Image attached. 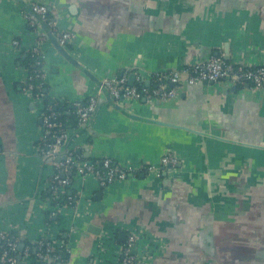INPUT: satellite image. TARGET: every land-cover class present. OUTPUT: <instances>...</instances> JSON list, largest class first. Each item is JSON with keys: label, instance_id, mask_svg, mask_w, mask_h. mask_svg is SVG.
<instances>
[{"label": "crops", "instance_id": "obj_1", "mask_svg": "<svg viewBox=\"0 0 264 264\" xmlns=\"http://www.w3.org/2000/svg\"><path fill=\"white\" fill-rule=\"evenodd\" d=\"M23 1L49 7L72 36L68 51L91 73L43 44L46 97L68 113L76 101L100 103L90 133L78 132L68 149L122 166L155 164L160 174L103 189L91 177L77 179V210L64 208L50 222L43 190L53 162L38 151L41 112L23 91L26 71L16 62L37 36L16 1L0 0V231L27 244L63 241V264H118L129 234L136 264H264V90L228 81L187 85L182 74L174 98L113 99L116 107L97 85L125 76L152 86L153 75L210 57L264 66V0ZM167 153L178 166H160Z\"/></svg>", "mask_w": 264, "mask_h": 264}, {"label": "built area", "instance_id": "obj_2", "mask_svg": "<svg viewBox=\"0 0 264 264\" xmlns=\"http://www.w3.org/2000/svg\"><path fill=\"white\" fill-rule=\"evenodd\" d=\"M32 13L38 17L39 22L32 19L28 13L23 12L30 29L36 34L37 42L32 45L24 55H29L32 63L23 66L26 75L23 81V91L32 96L35 105L41 112V121L44 135L38 142V151L44 159H51L53 173L47 179L44 194L48 192L49 200L53 210L49 219L58 216L64 208L77 210V196L72 193L71 186L77 179L91 177L95 179L100 188H106L117 181H125L136 178L138 173H155L159 176V167L155 164H144L139 166H122L113 162L110 158L102 160L82 159L71 150L64 160L54 162L61 148L69 140L70 135L84 128L90 123L97 107V97H91L86 101H76L72 104V114L76 120L77 128L69 129V121L59 118L66 112L56 110L57 102L44 104L46 96L45 74L42 62V46L48 44L47 33H49L64 49L72 43L69 32L62 30L57 21L51 16L49 7L40 2H29ZM14 47L20 49L17 40L13 42ZM69 52V51H68ZM70 53V52H69ZM185 75L184 81L187 85H194L204 81L220 83L231 82L234 85L248 83L256 91L264 90V66H244L232 62H226L221 57H210L204 61L195 62L179 71H172L168 75L155 74V84L147 87L140 85H129L125 76L103 78L102 86L107 89L109 95L115 100L143 101L145 104L154 101H167L174 98L181 85L180 76ZM179 160L167 153L160 159L162 168H175ZM22 242L16 232L10 230L0 231V264H18V245ZM135 236L127 235L121 246L120 260L118 264H136V256L133 254ZM64 242L59 240L57 245L48 237H41L34 244L25 245L21 260L25 264H63L66 261Z\"/></svg>", "mask_w": 264, "mask_h": 264}, {"label": "water", "instance_id": "obj_3", "mask_svg": "<svg viewBox=\"0 0 264 264\" xmlns=\"http://www.w3.org/2000/svg\"><path fill=\"white\" fill-rule=\"evenodd\" d=\"M14 1H16L19 5H20V8L24 11V12H26V13H28L29 14V16L32 18V19H34V20H36L37 22H39L40 23V21H39V19H38V17L37 16H35L33 13H32V11H31V8H30V6H29V2H25V1H23V0H14ZM41 24V26L44 28V24L43 23H40ZM44 30H45V28H44ZM47 38H48V42L52 45V47L54 48V50L62 57V58H64L69 64H71L72 66H74V67H76L78 70H80L83 74H85V75H87V76H91V73L76 59V58H74L69 52H68V50H66V49H64L63 47H61L59 44H58V42L49 34V33H47ZM133 78H135V76H132ZM133 78H131V80L130 81H132V79ZM134 81V80H133ZM132 81V82H133ZM129 83V85H134V83ZM202 84H214L213 82H207V81H204V82H202ZM97 85H98V88H99V94L100 95H105V97L108 99V102H109V105H112L113 103V105L114 106H116V107H120L119 106V104L118 103H116L114 100H113V98L109 95V92L107 91V89L106 88H104L103 86H102V81L101 80H99V81H97ZM144 86H147V87H150L151 86V84H150V82H148V81H146L145 83H144ZM20 89V88H19ZM44 93L47 95V90L45 89L44 90ZM114 101V102H113ZM99 105H100V103L98 102L97 103V107H96V110H95V112H94V114H93V118H92V120L90 121V123L88 124V125H86L84 128H82V129H80L79 131H76L75 133H72L71 135H70V138H69V140L66 142V144H64V146L61 148V150H60V152H59V154L57 155V157L53 160L54 162H60V161H62V160H64V158L66 157V155H67V153H68V148H69V143H70V141L72 140V137L74 136V135H77L78 134V132H84V131H89V133H90V128H92V124H93V122H94V120H95V115H96V113H97V109L99 108ZM79 153V150H77V152H76V154H78ZM45 160H48V162H52V160L51 159H45ZM263 222V225H264V220L262 221ZM88 232H90V233H92V234H94V235H98L99 233H100V230H98L96 227H94L93 225H89L88 227ZM262 232V231H261ZM24 247H25V243L23 242V240H22V242L18 245V256H17V259H18V264H25V262H22V258H21V253H22V251H23V249H24ZM134 253V252H133Z\"/></svg>", "mask_w": 264, "mask_h": 264}, {"label": "trees", "instance_id": "obj_4", "mask_svg": "<svg viewBox=\"0 0 264 264\" xmlns=\"http://www.w3.org/2000/svg\"><path fill=\"white\" fill-rule=\"evenodd\" d=\"M24 56H25L24 58L21 57L18 61H16L17 64L20 63L23 66H27L30 63H32V59L29 57V55L26 54ZM49 102H51V101L49 100L48 97L45 96L44 97V104H47ZM66 109H67L66 105H62L59 102L57 103L56 110L59 111V112H64V111L66 112V115L60 117L59 120L63 121L65 119H68V121H69V129L77 128L76 120H75L73 114L71 113L72 110L70 111V113H68V110H66ZM47 222L49 223V221H47ZM50 222H53V220L51 219ZM25 245H27V243H25Z\"/></svg>", "mask_w": 264, "mask_h": 264}]
</instances>
